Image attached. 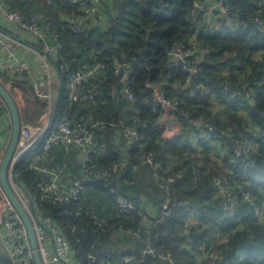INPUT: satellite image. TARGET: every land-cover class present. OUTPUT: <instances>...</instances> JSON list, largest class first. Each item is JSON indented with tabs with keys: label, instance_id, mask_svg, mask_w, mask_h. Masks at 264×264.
<instances>
[{
	"label": "trees",
	"instance_id": "16d2710c",
	"mask_svg": "<svg viewBox=\"0 0 264 264\" xmlns=\"http://www.w3.org/2000/svg\"><path fill=\"white\" fill-rule=\"evenodd\" d=\"M195 1L116 0L108 28L94 27L79 34L62 22V14H82L81 5L74 0H9L25 17L41 14L43 27L50 25V29L60 31L65 44L62 55L71 70L95 59L107 63L104 79L95 81L99 91L97 103L88 107L70 99V72H62L63 85L54 123L67 117L78 119L84 114L109 123L132 115V109H125L129 102L113 95L114 89H120L123 83L115 73L116 57L127 61L133 69L131 88L141 109L142 139L119 173L100 182L88 181L89 189L80 201L57 202L40 198V173L31 167L37 154L44 152L41 143L22 153L14 165V176L36 196L40 212L52 217L63 229L80 264H98L91 253L99 259L109 258L115 264H201L205 244L220 251L221 264H264V223L256 215V207L264 208V29L244 25L260 14L264 16V0H236L232 11L241 18L240 23L229 26L224 21L216 32L203 19L195 22L189 18ZM194 39L214 52L201 63L195 82L188 85L187 72L169 65V50L178 41ZM8 81L11 85H6L11 87L22 109L19 86L27 83L34 89L26 81ZM148 81L160 84L169 97L180 99L176 111L162 107L153 111ZM227 85H232L238 95L224 93ZM32 102L36 112L25 106L22 118L40 127L39 115L46 110V104L36 93ZM4 106L8 109L5 103ZM116 130L117 127L108 125L104 133L100 132L108 148L96 159L95 166L105 168L123 159L114 142ZM202 131L210 137L200 138ZM225 131L231 136L225 135ZM238 145L244 149L242 154L237 153ZM150 151H155L163 162L176 156L184 160L187 169L170 191L160 185L153 166L144 161L145 153ZM74 152L80 149L73 145L53 146L47 151V165L58 169V160L71 157ZM216 176L227 177L237 192L246 184L253 201L241 199L236 215L223 217L222 198L215 193ZM106 182L116 188L115 193L104 186ZM121 194L134 200L138 208L144 204L145 195L158 207L167 194L173 199L188 200L189 210L196 212L195 221L190 227L185 226L187 211L176 207L171 216L159 220L149 233L142 231V239L120 241L113 237L115 227L110 228L111 225L137 229L142 223L138 210L115 217L117 196ZM93 213L106 218L104 228L96 222ZM218 233L229 235V240L219 243ZM148 237L156 249L171 253L174 263L152 255L141 260Z\"/></svg>",
	"mask_w": 264,
	"mask_h": 264
},
{
	"label": "built area",
	"instance_id": "2783aa9c",
	"mask_svg": "<svg viewBox=\"0 0 264 264\" xmlns=\"http://www.w3.org/2000/svg\"><path fill=\"white\" fill-rule=\"evenodd\" d=\"M235 1L196 0L189 12V18L195 22H200L203 19L213 32L219 31L224 21L229 26H236L240 23L241 18H238L236 12L232 11ZM74 2L81 5L82 14H62V22L70 31L84 34L88 29L94 27L108 28L110 26V17L115 13L116 0H74ZM41 18V14L25 17L17 8L11 6L9 0H0V74L13 81L28 82L36 95L46 104L45 119L41 120L40 127L23 124L16 161L22 153L41 143L44 152L38 153L31 164V167L40 173L38 180L41 191L40 198L52 199L57 202L80 201L89 189L88 181L100 182L119 173L129 163L133 148L141 142L142 135L139 128L141 109L137 106L138 97L131 88L133 69L127 61L116 57L114 61L115 73L120 75L123 83L120 89H114L113 95L118 96L119 100L129 102L125 109L127 111L132 109V115L127 114L121 120L109 123L103 119H96L92 114H84L78 119L73 120L67 117L54 123L63 85L62 72H70L68 83L70 99L73 102L83 103L86 107L97 103L99 91L95 81L104 79L107 63L95 59L84 62L76 70H71L70 64L64 61L62 55L65 44L60 31L56 28L50 29V25L47 28L43 27ZM244 25L248 27L254 25L264 29V16L260 14L245 21ZM213 52L211 47L202 45L197 39L190 42L178 41L169 50V65L185 70L187 72L186 83L189 85L195 82L194 80L199 76L201 63ZM146 86L152 90L154 112L158 111V107L176 111L175 109L180 105V99L169 97L167 91L160 84L148 81ZM224 93L238 95L232 85H227L224 88ZM108 125L117 127L114 142L123 154V159L108 167L99 168L95 166V161L104 155L108 148L107 142L99 134L100 132L104 133ZM198 127L201 129L199 125ZM224 133L231 136L228 131ZM168 135H171V132ZM199 137L206 138L210 135L202 131ZM58 145L66 147L73 145L80 149L81 176L66 179L60 176L57 170L47 165V151ZM1 148L2 143L0 142V151ZM248 148L250 149L249 146ZM5 149V147L2 149V153ZM236 149L238 154L244 152L241 145H238ZM1 155L0 158L3 156ZM144 157V161L153 166L157 181L168 191L187 169L180 156L169 157L166 162H163L157 157L155 151H150L145 153ZM214 185L216 196L222 198L225 209L223 217L236 215L241 199L253 201L254 196L244 183L241 185L240 192H237L227 177L216 176ZM104 186L112 192H116V188L111 183L106 182ZM19 187L22 188L20 185ZM26 195L31 209L28 210L24 205L32 218L44 264H80L76 256L77 252L63 229L52 217L45 216L40 212L36 196L32 195L29 190ZM189 204L188 200L173 199L167 194L166 199L157 209H151L150 204L145 201L142 207L138 208L137 203L128 196L118 195L115 217H121L138 210L142 215V223L141 227L137 229H125L122 226L111 225L110 228L115 227L113 237L124 242L126 238L142 239V231L149 233L154 224L171 216L176 207H183L187 211L184 224L190 227L195 221L196 212L189 210ZM79 209L80 213L82 207ZM256 215L259 221L264 223V208L256 207ZM93 217L100 226L103 227L107 224L106 218L98 217L97 213H93ZM229 238V235L218 233L219 243L228 241ZM0 240L15 264H37L27 225L7 196H5L3 207L0 210ZM146 240L148 243L141 253V260H144L147 255H152L174 263L171 253L156 249L150 243L149 237ZM207 245L205 244L203 247L205 254L201 264H221L220 251L215 247L209 249ZM243 255L244 253H242ZM90 256L94 261L97 260L98 264H115L106 257L99 259L98 255L92 253ZM225 264H229V262Z\"/></svg>",
	"mask_w": 264,
	"mask_h": 264
},
{
	"label": "water",
	"instance_id": "95a60500",
	"mask_svg": "<svg viewBox=\"0 0 264 264\" xmlns=\"http://www.w3.org/2000/svg\"><path fill=\"white\" fill-rule=\"evenodd\" d=\"M0 97L7 104L12 117L11 140L8 144V147L0 164V184L2 185V188L7 198L10 200V202L13 204L16 210L20 213V215L25 221V224L27 225V228L30 233L32 246L34 249L36 263L44 264L41 253L39 251V245H38L37 236L32 218L11 182V173L14 169L17 153L20 148L21 131L24 123H23L21 110L13 93L4 83L1 82V80H0ZM15 180L22 187V189L26 193H28V189L23 184V182L20 181L16 176H15ZM0 264H15L11 256L1 245H0Z\"/></svg>",
	"mask_w": 264,
	"mask_h": 264
},
{
	"label": "crops",
	"instance_id": "0c3cea01",
	"mask_svg": "<svg viewBox=\"0 0 264 264\" xmlns=\"http://www.w3.org/2000/svg\"><path fill=\"white\" fill-rule=\"evenodd\" d=\"M12 135V117L9 109H6L4 106V101L0 97V142L2 143V148L0 151V155L2 153V149L5 147L7 149L8 144L10 142ZM5 149V150H6ZM77 149V148H76ZM54 158V157H53ZM81 152H74L72 156L65 157L64 159L58 160V169L57 167H53L57 172L61 174V176L67 178H73L76 175L80 174V161H81ZM55 162V160L53 161ZM60 165V166H59ZM5 195H3V191L0 188V210L4 204ZM3 201V202H2ZM144 201L150 204L151 209H157L158 206L155 205L148 196H144Z\"/></svg>",
	"mask_w": 264,
	"mask_h": 264
},
{
	"label": "rangeland",
	"instance_id": "374dc122",
	"mask_svg": "<svg viewBox=\"0 0 264 264\" xmlns=\"http://www.w3.org/2000/svg\"><path fill=\"white\" fill-rule=\"evenodd\" d=\"M9 78H5V77H0V80L2 83H4L6 85L7 84H10L9 81H8ZM11 85V84H10ZM14 85V84H13ZM12 85V87H13ZM7 86V85H6ZM8 87V86H7ZM9 88V87H8ZM11 88V87H10ZM9 88V90L11 91V89ZM19 89L21 91V95L23 96V98H20V103L22 104V109L21 110V114L23 115L22 112H24L25 110V106L26 108L32 110V112H36V109H35V106H34V102H32L33 99H35V93L33 90L30 89L29 85L27 83H22L20 86H19ZM4 101V100H3ZM17 101V100H16ZM5 103V102H4ZM6 104V103H5ZM7 105V104H6ZM21 108V107H19ZM45 112L46 110L41 114L39 115L40 117V120H43L45 119L44 115H45ZM23 123L24 125H27V126H32L30 122H24L23 120ZM11 140V139H9ZM6 150L4 151V153L1 155L2 157L0 158V164H1V159L4 157V154H5ZM11 181H12V184L15 188V190L17 191L19 197L21 198V200L23 201V203L26 205L27 209L30 210L31 209V205L29 204V200H28V197L26 195V192L23 191L22 188L19 187V185L16 183V180H15V176L13 174V171L11 173ZM0 188H1V191H3V195L6 196L3 188H2V185L0 184ZM3 202V201H2ZM0 245H2V242L0 240Z\"/></svg>",
	"mask_w": 264,
	"mask_h": 264
},
{
	"label": "bare ground",
	"instance_id": "6f19581e",
	"mask_svg": "<svg viewBox=\"0 0 264 264\" xmlns=\"http://www.w3.org/2000/svg\"><path fill=\"white\" fill-rule=\"evenodd\" d=\"M12 182V181H11Z\"/></svg>",
	"mask_w": 264,
	"mask_h": 264
}]
</instances>
